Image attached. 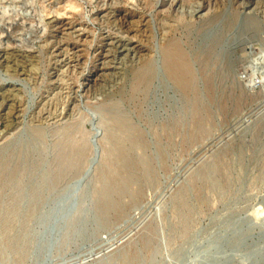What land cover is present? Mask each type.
Listing matches in <instances>:
<instances>
[{
  "label": "rangeland",
  "instance_id": "rangeland-1",
  "mask_svg": "<svg viewBox=\"0 0 264 264\" xmlns=\"http://www.w3.org/2000/svg\"><path fill=\"white\" fill-rule=\"evenodd\" d=\"M0 264H264V0H0Z\"/></svg>",
  "mask_w": 264,
  "mask_h": 264
}]
</instances>
